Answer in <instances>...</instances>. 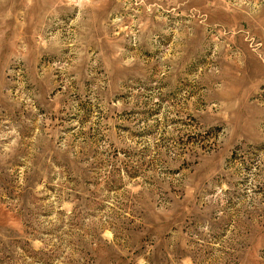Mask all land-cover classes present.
<instances>
[{
	"label": "rangeland",
	"instance_id": "374dc122",
	"mask_svg": "<svg viewBox=\"0 0 264 264\" xmlns=\"http://www.w3.org/2000/svg\"><path fill=\"white\" fill-rule=\"evenodd\" d=\"M0 264H264V0H0Z\"/></svg>",
	"mask_w": 264,
	"mask_h": 264
}]
</instances>
